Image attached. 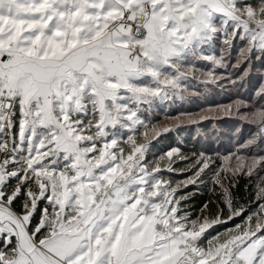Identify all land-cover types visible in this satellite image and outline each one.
Wrapping results in <instances>:
<instances>
[{
	"label": "snow or ice",
	"instance_id": "1",
	"mask_svg": "<svg viewBox=\"0 0 264 264\" xmlns=\"http://www.w3.org/2000/svg\"><path fill=\"white\" fill-rule=\"evenodd\" d=\"M255 64L209 109L239 121L222 151H150L156 111ZM0 264H264V0H0Z\"/></svg>",
	"mask_w": 264,
	"mask_h": 264
},
{
	"label": "rangeland",
	"instance_id": "2",
	"mask_svg": "<svg viewBox=\"0 0 264 264\" xmlns=\"http://www.w3.org/2000/svg\"><path fill=\"white\" fill-rule=\"evenodd\" d=\"M231 63H234V61L230 62L227 69L221 67L217 68L216 71L224 75L232 73L234 77L238 76L240 72L243 71L244 66L242 65L239 71H237V69L231 67ZM261 78V66L255 64V66L249 70L244 83L240 84L238 87H229L227 84L223 87H210L198 97L177 100L171 106H166L165 109L156 111L153 116V123L161 124L174 122L175 126L170 128L168 132L162 134L181 130L186 135L188 133L194 140H199V142L202 143L201 146L204 148H210L208 146L214 145V147L220 148V150L215 151H222L223 147L228 144L232 137L239 121L235 116L223 115L219 112L209 111V109L227 105L237 98L247 99L249 96L254 95L255 89L258 87ZM201 114H203L206 119H198V116ZM189 116L195 118L196 123L189 122L187 119ZM221 127L224 128L229 135L221 133V131H223ZM205 129L208 131L207 133L204 131ZM159 137H156V139ZM155 140L151 141V145ZM151 149L150 151H153ZM149 159H151V156H149ZM174 160L176 159L174 158Z\"/></svg>",
	"mask_w": 264,
	"mask_h": 264
},
{
	"label": "trees",
	"instance_id": "3",
	"mask_svg": "<svg viewBox=\"0 0 264 264\" xmlns=\"http://www.w3.org/2000/svg\"><path fill=\"white\" fill-rule=\"evenodd\" d=\"M160 117V116H159ZM222 128V127H221ZM224 135H229V133L222 128ZM206 133L208 132L206 129L204 130ZM201 142L199 140H194L192 137L187 135L181 131V130H175L172 133L162 134L158 139H156L152 144L153 153H155L156 156H159L160 154L167 152L169 148L171 147H179L181 148V153L184 156L189 157L188 161L184 160H175V162L172 164L173 169H181L186 168L187 164L191 162L190 158L194 153H197L198 151H205V150H220V148L212 146H208L210 148H204L201 146ZM162 175L171 180V181H183L188 175H191V172L189 171H168L165 170L162 172ZM207 182V181H205ZM183 192L190 193L189 199L185 202L182 201V204H185V206L189 209L191 214L193 216L197 215L200 210V206L203 204L204 201L209 200L210 198L214 199L215 197H211L208 190L205 188L204 184H198V185H188L186 188H182L178 191V195L182 194ZM235 219V218H234ZM236 223H239V220H235ZM232 222H225L222 225H214L212 228L208 229L207 232L211 235H215L217 232L223 231L224 228H231Z\"/></svg>",
	"mask_w": 264,
	"mask_h": 264
}]
</instances>
